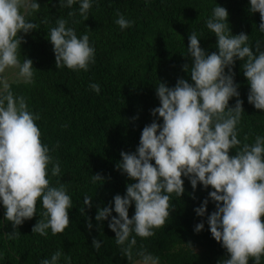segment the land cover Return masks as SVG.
Instances as JSON below:
<instances>
[{"label":"clouds","instance_id":"clouds-1","mask_svg":"<svg viewBox=\"0 0 264 264\" xmlns=\"http://www.w3.org/2000/svg\"><path fill=\"white\" fill-rule=\"evenodd\" d=\"M94 3L98 0H59L62 9L79 4V14L85 20ZM249 3L252 14L259 12V30L264 32V0ZM40 11L39 0H0V205L5 209V220L18 229L37 215L39 202L43 219L32 233L47 237L49 230L55 236L69 226L73 201L64 184L52 185L49 171L51 176H60V164L42 143L36 123L39 115L12 86L35 82L33 60L21 59L25 41L20 34L38 29L32 17ZM75 15V11L69 12V16ZM116 15L115 23L122 31L135 23L123 13ZM229 15L218 5L206 21L207 29L217 37L218 52L209 54L201 47L200 37L195 32L190 35L185 55L191 56L192 64L184 65V70L190 73L192 83L181 78L174 87L158 84L160 106L152 110L156 120L144 127L136 151H122V160L116 165L135 182L127 185L126 194L115 195L114 207L99 208L95 217L98 222L109 221L116 244L131 264H160L159 257L136 249V238L152 237L155 229L165 226L174 209L172 196L180 198L185 193L182 177L190 180L194 190L200 184L213 189L209 198L216 210L208 215L209 198H205L195 212L207 216L212 237L227 250L229 258L223 264H250V260L264 264V135H257L254 143H242L238 125L245 112L244 101L237 99L234 107L229 106L233 97L241 95L233 70L241 60L250 84L248 103L264 110V50L257 45L254 51L248 34H233ZM47 38L58 69L87 72L95 63L96 49L89 35L78 36L66 19H57ZM89 87L100 94V84ZM98 181L103 177L93 175L92 182ZM133 204L135 213L130 218ZM85 207H92V197H84L81 212ZM92 227L89 218V230ZM204 228L205 223L200 222L194 231L200 233ZM92 246L99 251L102 241L94 239ZM62 257L64 264H72L62 251L40 264H61Z\"/></svg>","mask_w":264,"mask_h":264},{"label":"trees","instance_id":"trees-1","mask_svg":"<svg viewBox=\"0 0 264 264\" xmlns=\"http://www.w3.org/2000/svg\"><path fill=\"white\" fill-rule=\"evenodd\" d=\"M39 3L41 11L32 17L38 29L20 34L25 41L21 59L33 60L35 82L12 86L26 98L30 110L39 115L36 123L42 143L50 148L61 168L60 176H51L49 171V178L54 186L65 185L73 208L65 231L53 236L49 230L44 237L32 233L38 220L43 219L39 202L37 215L18 229L5 220V209L0 205V264H40L56 251L70 257L72 264H131L116 244L109 221L95 219L99 208L110 204L114 207L115 195L126 194L127 185L135 182L116 168L122 160L121 152H135L144 127L156 120L152 110L160 106L156 94L160 82L169 87L181 78L192 83L190 73L184 70V65L192 64L191 56L185 55L192 32L200 37L201 47L209 54L218 52L217 37L206 27L214 7L220 5L229 11L233 34H248L254 51L257 45L264 50L260 14L249 11V0H98L85 20L79 14V4L62 9L59 0ZM72 11L75 16H69ZM117 12L134 21V25L122 31L115 23ZM59 18L66 19L78 36L89 35L96 49L95 63L89 71L57 68L47 31L56 26ZM243 63L237 60L233 69L241 95L233 97L229 106L234 107L237 99L244 101L238 138L242 143H254L257 135H264V110L248 103L250 84L244 76ZM91 83L100 84L99 95L91 90ZM159 122H163L162 118ZM95 174H100L103 181L93 183ZM182 178L185 193L180 198L172 196L174 209L165 226L155 229V235L147 239L137 237L136 249H146L159 257L160 264H223L229 258L227 250L212 237L207 216L200 217L195 212L213 189H204L200 184L194 190L190 180ZM86 195L92 197V207L81 212ZM215 210L209 198L208 215ZM134 213L133 204L130 218ZM200 222L205 223V228L196 233L195 226ZM94 239L102 241L99 251L92 246Z\"/></svg>","mask_w":264,"mask_h":264}]
</instances>
